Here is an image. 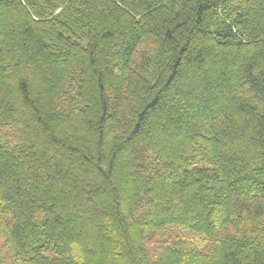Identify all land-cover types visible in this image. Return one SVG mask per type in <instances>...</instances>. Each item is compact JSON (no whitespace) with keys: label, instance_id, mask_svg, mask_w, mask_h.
<instances>
[{"label":"trees","instance_id":"obj_1","mask_svg":"<svg viewBox=\"0 0 264 264\" xmlns=\"http://www.w3.org/2000/svg\"><path fill=\"white\" fill-rule=\"evenodd\" d=\"M0 264H264V0H0Z\"/></svg>","mask_w":264,"mask_h":264},{"label":"rangeland","instance_id":"obj_2","mask_svg":"<svg viewBox=\"0 0 264 264\" xmlns=\"http://www.w3.org/2000/svg\"><path fill=\"white\" fill-rule=\"evenodd\" d=\"M190 237V235H187V238H189Z\"/></svg>","mask_w":264,"mask_h":264}]
</instances>
